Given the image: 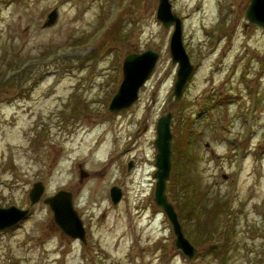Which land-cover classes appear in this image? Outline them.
<instances>
[{
	"label": "rangeland",
	"instance_id": "rangeland-1",
	"mask_svg": "<svg viewBox=\"0 0 264 264\" xmlns=\"http://www.w3.org/2000/svg\"><path fill=\"white\" fill-rule=\"evenodd\" d=\"M157 1L0 0V205L30 207L0 232V264H264V26L248 21L250 0H170L194 64L170 121L173 137L196 115L189 177L201 214L188 219V258L153 199L155 125L177 69ZM148 47L159 56L138 98L108 110L124 54ZM36 180L42 197L72 191L85 241L61 230L42 197L29 205ZM219 202L230 214L222 226L233 223L228 244L201 245Z\"/></svg>",
	"mask_w": 264,
	"mask_h": 264
},
{
	"label": "water",
	"instance_id": "water-1",
	"mask_svg": "<svg viewBox=\"0 0 264 264\" xmlns=\"http://www.w3.org/2000/svg\"><path fill=\"white\" fill-rule=\"evenodd\" d=\"M57 15V8H52L43 21V25L51 24ZM249 22L264 26V0H250L246 9ZM156 17L163 26L172 25L169 37V51L171 61L177 64L176 77L173 82L172 91L168 95L170 108L181 96L185 84L190 77L194 64L191 62L188 52L182 41V21L179 15L172 10L170 0H158L156 6ZM246 24V23H245ZM159 56L157 49L148 47L141 51H129L124 54L121 63L122 77L116 91L110 98L108 110L118 111L130 106L137 98L142 85L151 75ZM171 116L168 109L157 117L154 143L156 152L154 155V202L168 217L174 233V245L179 248L188 258H192L197 248L187 238L182 230L177 210L168 198L166 192L167 179L171 172ZM132 161L127 166L130 167ZM87 171L80 167L79 176L86 175ZM45 185L42 180L32 183L28 191L29 205L37 202L43 195ZM109 196L113 203H117L122 196V189L117 183L109 187ZM52 211L55 223L61 230L72 237H78L85 241V227L83 221L74 206L72 191L60 188L51 194L42 197ZM30 207H19L15 204L0 206V229L11 226L25 217Z\"/></svg>",
	"mask_w": 264,
	"mask_h": 264
},
{
	"label": "trees",
	"instance_id": "trees-1",
	"mask_svg": "<svg viewBox=\"0 0 264 264\" xmlns=\"http://www.w3.org/2000/svg\"><path fill=\"white\" fill-rule=\"evenodd\" d=\"M119 19L114 22L103 34L102 38L96 43V45L100 46L103 44L105 40L108 38H113L114 34L117 33L119 29ZM181 103H185L186 100H180ZM209 105V104H207ZM196 119V115H188L186 118L187 125L185 129L181 128L178 132L173 134L172 144H171V172L167 179V195L172 197V201L174 202V206L177 210L178 217L182 226V230L184 234L188 233V227L190 230V225L188 223V219L196 218L198 214H201V205L200 201L194 200V194L197 192L196 187L193 186V182L189 177V163L193 157V147L194 142L197 140V132L194 128V121ZM179 124L176 125V128H179ZM174 128V127H172ZM175 131V128H174ZM173 132V130H172ZM200 195V193L196 194V196ZM185 198V199H184ZM176 201V202H175ZM214 211H211L208 215H210L207 221L210 222L205 233H197V236L202 238L201 245L203 244H213L212 246H217L219 239L222 244H228V237L231 234V226L233 223H228V225L222 226V218L223 216L229 214L226 205L224 203H215ZM223 207V208H221ZM222 209V210H221ZM219 210L224 212L222 216L218 217ZM216 212V214H215ZM215 214V215H214ZM230 215V214H229ZM229 217V216H228ZM226 218V222L229 221V218ZM189 234L188 236H190ZM194 235V234H193ZM192 241H194V237Z\"/></svg>",
	"mask_w": 264,
	"mask_h": 264
},
{
	"label": "flooded vegetation",
	"instance_id": "flooded-vegetation-1",
	"mask_svg": "<svg viewBox=\"0 0 264 264\" xmlns=\"http://www.w3.org/2000/svg\"><path fill=\"white\" fill-rule=\"evenodd\" d=\"M1 206H2V205H1ZM6 229H7V228L1 229L0 232L4 231V230H6Z\"/></svg>",
	"mask_w": 264,
	"mask_h": 264
}]
</instances>
